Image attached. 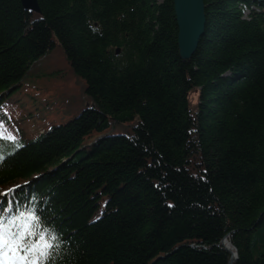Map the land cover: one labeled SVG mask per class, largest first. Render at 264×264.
<instances>
[{
  "label": "trees",
  "instance_id": "1",
  "mask_svg": "<svg viewBox=\"0 0 264 264\" xmlns=\"http://www.w3.org/2000/svg\"><path fill=\"white\" fill-rule=\"evenodd\" d=\"M204 2L184 60L173 0H0V192L23 185L16 206L71 241L58 264H229L225 238L264 264V0ZM56 55L83 93L26 143Z\"/></svg>",
  "mask_w": 264,
  "mask_h": 264
},
{
  "label": "snow or ice",
  "instance_id": "2",
  "mask_svg": "<svg viewBox=\"0 0 264 264\" xmlns=\"http://www.w3.org/2000/svg\"><path fill=\"white\" fill-rule=\"evenodd\" d=\"M3 124L4 120L0 119V126ZM2 138L4 133L0 131ZM9 139L14 142L16 137L13 134ZM19 147L17 145V150ZM6 159L0 154V161ZM26 184L30 186L31 182ZM23 187L14 185L0 192V264H58L62 245L71 241L46 222L44 213L36 204L16 206V197ZM35 199L32 197L33 201ZM172 206L169 204V207Z\"/></svg>",
  "mask_w": 264,
  "mask_h": 264
},
{
  "label": "rangeland",
  "instance_id": "3",
  "mask_svg": "<svg viewBox=\"0 0 264 264\" xmlns=\"http://www.w3.org/2000/svg\"><path fill=\"white\" fill-rule=\"evenodd\" d=\"M56 58V59H53ZM50 58L47 62H43L40 64V66L36 69V71H42L43 69H48L49 65L51 64L52 67L50 68L51 70H55L59 68V73L57 76H54L52 78V82H50V85L45 88H41V92L36 93V90H30L28 89V93L32 95H37V100L40 101V106H42V101L43 98L47 99L45 100L46 104H49V108L47 109L50 110L48 111L47 114V119H41V116L39 114L34 112H31L32 114V121H29L28 124L25 126V142H30L31 140H35L38 138L40 133H43L46 130V127L49 125H59V124H64L67 121H69V117L67 114H64L62 112V109L64 106H66L59 98H61L62 94H67L66 89L64 88L65 85L70 87L71 90L77 92V94L83 93V88L84 84L79 82L78 80H74L69 73L67 72V61L65 60V57H61L56 55L55 57ZM64 81H67L68 83H64ZM197 92L191 94V99L193 102H196L197 100ZM21 103L25 107L23 108V111H27L25 113L29 114V111H32V105H31V100L23 97L21 100ZM20 111V110H19ZM19 111L17 113H19ZM8 115H12L11 112L8 111ZM44 117V116H43ZM49 128V127H47ZM3 131V130H2ZM6 131L8 133H13L14 131L9 129L8 127L6 128ZM4 132V131H3ZM15 133V132H14ZM115 132L110 131L107 133V135L114 134ZM13 135V134H11ZM9 135L8 137H10ZM15 135V134H14ZM16 136V135H15ZM97 140L96 138L92 139V141Z\"/></svg>",
  "mask_w": 264,
  "mask_h": 264
},
{
  "label": "water",
  "instance_id": "4",
  "mask_svg": "<svg viewBox=\"0 0 264 264\" xmlns=\"http://www.w3.org/2000/svg\"><path fill=\"white\" fill-rule=\"evenodd\" d=\"M174 11L178 26V47L179 55L182 59H190L197 51L201 38L206 30V5L204 0H173ZM25 9L41 13L39 0H21ZM225 238L222 242L225 246ZM235 258L230 260L229 264H236L238 253Z\"/></svg>",
  "mask_w": 264,
  "mask_h": 264
},
{
  "label": "bare ground",
  "instance_id": "5",
  "mask_svg": "<svg viewBox=\"0 0 264 264\" xmlns=\"http://www.w3.org/2000/svg\"><path fill=\"white\" fill-rule=\"evenodd\" d=\"M225 246L231 251V254H232V259H234L235 258V253H236V250L234 249V247L231 245V243L228 241V240H226L225 241Z\"/></svg>",
  "mask_w": 264,
  "mask_h": 264
}]
</instances>
